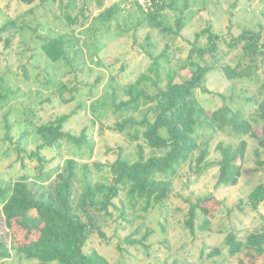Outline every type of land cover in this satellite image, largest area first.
<instances>
[{"label":"rangeland","instance_id":"1","mask_svg":"<svg viewBox=\"0 0 264 264\" xmlns=\"http://www.w3.org/2000/svg\"><path fill=\"white\" fill-rule=\"evenodd\" d=\"M114 2L122 9L119 16L109 24L99 23L96 16ZM82 11L85 14L82 15ZM65 13H69L71 18L78 17L77 24L68 25ZM139 17L137 7L127 0H63V4L32 6L19 0H0V29L9 21L20 19L17 23L19 28L10 27L1 32L0 40V95L5 97L0 99V184L23 173L34 177L35 162L26 160V168H23L19 158L26 157V154L17 153L16 147L19 145L28 153L35 150L40 141L33 129L38 124L76 111L64 129L76 136L84 132L90 146H83L78 151L74 146L63 143L59 150L54 149L49 155L44 152L48 160L53 159L50 168L58 166L61 169L66 159H74L79 165L89 167L93 183L102 182L109 186L112 180L110 171L106 167L98 170L96 163L105 166L113 162L117 157L114 151L120 148L124 150L123 155L136 160V144L109 130L114 119L109 107L110 87L121 93L126 85L145 72L150 65V59L141 47L145 39L149 36L155 44V49H152L155 56L166 50L170 59L168 66L177 71L184 64L195 35L209 26L214 33L227 39L239 36L243 29H264V0H178L176 10L164 13L166 23L172 27L179 17L185 19L187 26L178 37L162 33L159 29H135ZM58 35H64L67 44L65 58L54 63L44 55L40 47L41 38ZM8 38L10 42L7 45ZM223 62L235 65L237 52L230 53ZM180 74V79L190 76L189 70H182ZM76 85L81 89L77 100L63 103L59 89ZM205 87L209 93L199 89L195 96L206 110H216L226 104L242 112L256 128L264 126V116L261 115L264 108V65L251 79L234 82L216 71L208 78ZM70 95L66 92L64 97L69 98ZM79 102L85 105L81 109L78 108ZM5 121L11 126L9 136L12 141L5 140ZM24 133H28L27 136L24 137ZM201 134L202 139L209 142L212 161L220 159L216 150L218 143L237 145L241 140L246 141V164L239 184L214 191L217 173L211 171L198 178L189 165L174 180L173 193L165 205L147 212L142 210L143 204H136L131 209L133 206L129 199L121 192L114 201L127 214V221L120 219L119 213L115 212L114 217L103 224L106 241L98 234H92L84 247L85 253L98 251L111 264H238L239 257H229L226 252L211 260L205 256L213 247L223 245L224 235L229 231L244 237L245 233L264 223V204L258 211L251 212L246 207L249 192L264 182V166L256 164L255 155V150L259 149L260 160L264 161V149L248 136L231 137L211 131H202ZM146 154L149 156L152 151L147 150ZM80 175L74 183V203L82 192ZM54 181L55 176L52 175L34 182L37 188L44 187L49 191ZM210 194L215 199L205 206L213 211L215 201H221L224 208L211 220V231L200 230L204 217L198 214L195 232L191 233L185 227L189 204ZM238 205L244 211L238 209ZM229 210L233 211L229 213ZM82 221L88 225L85 216ZM127 237L146 239L137 250L123 243ZM203 250L204 256L201 255ZM0 264L39 263L13 255L9 260H0ZM256 264H264V258L258 259Z\"/></svg>","mask_w":264,"mask_h":264},{"label":"trees","instance_id":"2","mask_svg":"<svg viewBox=\"0 0 264 264\" xmlns=\"http://www.w3.org/2000/svg\"><path fill=\"white\" fill-rule=\"evenodd\" d=\"M19 1L28 6L63 4V0ZM163 1L161 6L149 12L136 6L140 17L135 29H159L162 33L168 32L178 37L187 26L185 19L179 17L174 27L169 26L164 19L166 10L177 9L178 0ZM121 11L118 3L114 2L104 7L95 19L99 23L109 24L116 20ZM64 17L68 25L78 22V17L71 18L69 13H65ZM19 20L9 21L0 29V40L1 32L10 27L19 28ZM145 40L141 47L150 59L145 72L126 85L121 93L110 87L112 97L109 107L114 119L109 130L123 135L129 143L136 144V160L123 155L124 150L120 148L114 151L117 157L113 162L105 166L96 163L98 170L106 167L110 171L112 180L109 186L102 182L93 183L89 177V167L86 164L79 165L74 159H66L61 169L58 166L51 169L53 159L48 160L44 152L49 155L52 150H59L63 143L74 146L78 151L90 145L84 132L76 136L64 129L76 111L38 124L33 129L40 141L37 148L28 153L19 145L16 147L17 153L26 154V157L19 158L23 168H26V160L35 162V176L23 173L16 179L0 184V260H9L17 255L39 264H111L98 251L85 253L84 247L94 233L106 241L103 224H107V219H112L115 212L119 213L120 219L127 221V214L114 201L121 192L129 199L133 206L131 209L136 204H143L142 210L147 212L165 205L173 193L174 180L189 165L198 178L211 171L217 173L214 191L234 188L239 184L246 164V141L241 140L237 145L218 143L216 150L220 159L212 161L209 142L202 139V131L221 132L231 137L248 136L264 149V126L256 128L242 112L226 104L216 110H206L195 96L199 89L209 93L205 84L216 71L230 82L254 77L264 65V29H243L239 36L227 39L214 33L209 26L195 35L189 54L177 71L168 66L170 59L166 50L155 56L152 52L155 44L149 36ZM9 42L8 38L6 44ZM66 44L64 35L48 36L41 38L40 47L44 55L56 63L65 58ZM235 52V65L223 62L226 56ZM182 70H189L190 76L180 79ZM80 91L77 85L73 88L64 86L59 89L60 98L63 103L69 104L77 100ZM66 92L71 94L69 98L64 97ZM0 99L5 97L0 95ZM262 104L264 106V100ZM83 106L79 102L78 108ZM261 115L264 116V108ZM5 130V140L12 141L9 136L11 126L7 121ZM147 150H151L152 154L147 156ZM255 155L256 164L264 166L259 149L255 150ZM79 173L82 192L74 203V183L79 180ZM52 175L55 181L51 190L37 188L35 180H45ZM214 199L213 194H210L190 202L185 227L191 233L195 232L198 214L204 217L200 230H212L211 220L216 212L224 208L221 201H215L213 211L205 206ZM262 204L264 182L252 189L246 199V207L251 212L258 211ZM238 209L244 211L239 205ZM232 211L229 210V213ZM83 216L88 225L82 221ZM144 239L127 237L123 243L139 250L138 246H142ZM224 252L229 257H239L238 264H256L258 259L264 258V223L245 233L244 237L229 231L224 235L223 245L213 247L205 258H218ZM204 254L203 250L201 255Z\"/></svg>","mask_w":264,"mask_h":264},{"label":"built area","instance_id":"3","mask_svg":"<svg viewBox=\"0 0 264 264\" xmlns=\"http://www.w3.org/2000/svg\"><path fill=\"white\" fill-rule=\"evenodd\" d=\"M129 4L139 6L145 12L154 11L163 4V0H127Z\"/></svg>","mask_w":264,"mask_h":264}]
</instances>
